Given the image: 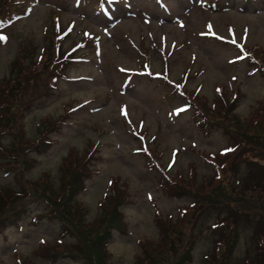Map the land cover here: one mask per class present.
Instances as JSON below:
<instances>
[{"label":"rangeland","instance_id":"374dc122","mask_svg":"<svg viewBox=\"0 0 264 264\" xmlns=\"http://www.w3.org/2000/svg\"><path fill=\"white\" fill-rule=\"evenodd\" d=\"M47 1L34 0L33 7L25 10L8 31L10 35H3L0 76L5 74L6 62L22 36H32L42 42L43 23L50 22ZM121 1L96 6L86 4V9H94L101 16L100 20L87 10L90 15H82L70 4L60 8L66 10V14L54 8L59 11L54 14L58 15L60 27H66L67 21L72 19V32L76 34L74 38L70 34L65 36L64 47L72 40H85L81 32L77 33L80 27L89 31L87 38L91 39L86 40L84 48L78 45L84 55L71 67L70 80L58 82L51 94L34 101L31 111L22 117L23 132L29 135L40 117L61 111L64 121L70 116L69 122L61 124L58 132H51L55 141L48 150L36 154L35 164L28 171L30 176L41 170L54 173L61 155L72 146L81 150L90 141L100 143V159L94 161L93 174L85 181L78 198L85 216L91 219L103 206V192L111 177L113 184L108 187L107 196L112 191L127 195L126 204L122 206L123 225L112 232L107 245L112 264H130L138 250L136 240L153 237L156 227L159 232L163 226L167 227L166 214H175L178 205L188 202L187 198H176L171 192L165 194L156 180L159 178L157 170L152 171L142 164L138 148L145 139L154 135L150 146L162 165L169 164L170 174L174 175L170 183L175 179L186 183L189 170L194 174L195 189L201 181H217L218 176L222 185H230L234 178L228 172L230 158L218 154L220 148L233 144L230 132L222 131L218 124L210 127L208 135L200 133L189 111H176L182 107L183 98L174 96L170 86L164 85L158 77L145 73L162 75L163 55L167 56L166 78L177 81V85L183 84L186 95L207 109L209 115L221 113V95L227 104L235 93L237 99L229 107L228 119L237 131L255 135L249 141L264 133V79L257 71L247 74L243 56L233 63V58L240 55L236 48L239 43L256 54L264 50V0H218L216 5L208 4L210 0ZM207 31L219 34L226 41H216ZM203 32H206L205 38L201 35ZM90 40L94 41L93 45ZM231 40L234 44L228 42ZM140 41L146 48L145 68L141 67L144 57L135 49ZM121 73L128 75V81L131 79L124 83L127 84L125 89L120 82ZM220 100L221 106L217 104ZM68 102L74 105L69 112L65 110ZM179 103L178 107H171ZM136 129L142 130L145 137L135 134ZM242 141L248 143L245 139ZM249 144L247 146L253 147ZM207 159L217 163L219 173ZM239 165L240 170L247 166ZM13 178V173L6 175L0 168V182L12 183ZM99 203L102 205L97 206ZM210 217L198 226L202 233L193 243L192 260L187 264H203L202 253L211 248L210 234L205 229ZM155 221L162 226L158 227ZM55 229L56 224L44 218L33 226L7 228L0 234V264L11 259L13 249L28 256L31 244ZM245 248L251 252L255 244L241 238L235 256L240 253L241 256ZM40 251L43 254V250ZM231 256L226 258V264H243L240 256ZM35 260L36 264H81L67 259Z\"/></svg>","mask_w":264,"mask_h":264},{"label":"trees","instance_id":"16d2710c","mask_svg":"<svg viewBox=\"0 0 264 264\" xmlns=\"http://www.w3.org/2000/svg\"><path fill=\"white\" fill-rule=\"evenodd\" d=\"M24 1L0 0V26H5V30L0 28V35L9 34L12 25L5 22L21 11ZM50 1L66 3V0ZM86 1L95 0H81V9ZM52 7L49 5L47 8L50 22L45 21L42 26V42L32 36H22L6 62L5 74L0 76V167L15 176L12 183L0 184V234L11 226H33L43 215H55L65 225L64 233L72 235L73 240L40 239L31 244L28 256L13 249L11 259L4 264H27L29 261L36 264L35 258H45L51 262L68 258L81 264H112L106 242L110 229L122 226L118 206L127 196L121 191H114L105 198L93 220L84 218L75 200L82 180L91 175L94 161L100 159L97 155L99 143L90 141L81 150L70 147L61 155L56 174L41 170L34 178L25 176L34 165L35 154L45 152L55 141L51 132H58L61 124L68 123L70 118L64 121L62 111L57 115L40 117L31 134L23 132L22 117L30 110L32 102L46 96L58 79L67 76L74 64L76 43L72 40L67 47L62 45L65 36L56 25L57 15L54 12L57 11ZM143 48L141 46L139 50L145 54ZM245 54L249 57V63L257 64L264 73V50L256 54L246 48ZM162 59L163 75H166L167 56L163 55ZM236 99L234 93L225 104L224 95H221L224 104L221 100L217 103L223 105L221 113L209 115L207 109L189 97V103L200 116L203 129L221 124L224 132H230L231 141L234 142L226 149L232 151L225 149L218 154L230 158L228 172L234 177L232 183L222 185L218 176L215 177L217 181H201L198 189H195L191 170L187 172L186 183L177 179L173 183L166 181L161 186L165 194L171 192L176 198H187L188 202L178 205L175 214H166L167 227L163 226L160 232L156 227L153 237L138 240V250L131 264H185L191 258L193 243L202 233L198 226L210 215L205 229L210 234L212 244L204 252L203 264H209V260H212V264H226V258L232 254L231 257L238 258L241 253L235 256L234 252L241 238L248 244H255L251 252L248 248L244 249L240 256L243 264H264V133L249 141L255 135L237 131L228 119L229 107ZM67 104L65 110L69 112L72 104ZM249 143L253 147L247 146ZM210 162L214 171L219 173L217 163ZM239 163L247 166L240 170ZM252 167L254 169L250 171ZM179 175L180 172L177 173ZM33 203L38 208L31 214L29 206ZM155 222L158 227L162 226V223ZM40 250H43V254Z\"/></svg>","mask_w":264,"mask_h":264},{"label":"snow or ice","instance_id":"6c2138e0","mask_svg":"<svg viewBox=\"0 0 264 264\" xmlns=\"http://www.w3.org/2000/svg\"><path fill=\"white\" fill-rule=\"evenodd\" d=\"M245 31H247V30H245ZM4 39H5V37L0 35V41H3ZM233 42H235V41H233ZM226 151H232V149H226Z\"/></svg>","mask_w":264,"mask_h":264}]
</instances>
